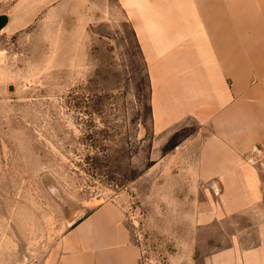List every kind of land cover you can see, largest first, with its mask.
Listing matches in <instances>:
<instances>
[{"label": "rangeland", "instance_id": "374dc122", "mask_svg": "<svg viewBox=\"0 0 264 264\" xmlns=\"http://www.w3.org/2000/svg\"><path fill=\"white\" fill-rule=\"evenodd\" d=\"M99 4L75 16L71 2L0 0V264H54L62 234L104 202L138 264H203L234 229L195 223L189 130L159 143L145 63Z\"/></svg>", "mask_w": 264, "mask_h": 264}, {"label": "crops", "instance_id": "0c3cea01", "mask_svg": "<svg viewBox=\"0 0 264 264\" xmlns=\"http://www.w3.org/2000/svg\"><path fill=\"white\" fill-rule=\"evenodd\" d=\"M60 1L76 16L102 0ZM103 1L145 63L159 143L189 130L188 172L203 183L195 223L234 229L203 264H264V0ZM123 217L99 204L62 234L54 264H138Z\"/></svg>", "mask_w": 264, "mask_h": 264}, {"label": "water", "instance_id": "95a60500", "mask_svg": "<svg viewBox=\"0 0 264 264\" xmlns=\"http://www.w3.org/2000/svg\"><path fill=\"white\" fill-rule=\"evenodd\" d=\"M8 22V16L6 14H0V30L3 29Z\"/></svg>", "mask_w": 264, "mask_h": 264}, {"label": "trees", "instance_id": "16d2710c", "mask_svg": "<svg viewBox=\"0 0 264 264\" xmlns=\"http://www.w3.org/2000/svg\"><path fill=\"white\" fill-rule=\"evenodd\" d=\"M82 218V217H81ZM80 218V219H81ZM80 219H78L77 221H75L74 223H72L71 225H70V227H72V226H74Z\"/></svg>", "mask_w": 264, "mask_h": 264}]
</instances>
